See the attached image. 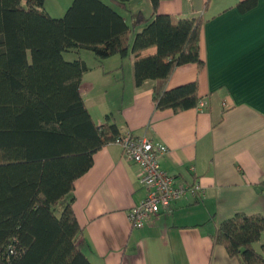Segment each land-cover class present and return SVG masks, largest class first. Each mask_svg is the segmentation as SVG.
<instances>
[{"label": "trees", "instance_id": "1", "mask_svg": "<svg viewBox=\"0 0 264 264\" xmlns=\"http://www.w3.org/2000/svg\"><path fill=\"white\" fill-rule=\"evenodd\" d=\"M151 1L150 15L132 12V0H73L53 17L46 0H0V264H93L81 247L73 192L121 131L111 114L98 125L81 94L90 69L82 50L100 62L133 54L135 83L156 81L158 109L181 112L204 100L196 80L167 85L178 66H205V19L175 18ZM68 52L79 57L67 60ZM263 233V215L237 213L212 238L240 264H264V244L255 247Z\"/></svg>", "mask_w": 264, "mask_h": 264}, {"label": "crops", "instance_id": "2", "mask_svg": "<svg viewBox=\"0 0 264 264\" xmlns=\"http://www.w3.org/2000/svg\"><path fill=\"white\" fill-rule=\"evenodd\" d=\"M207 1L161 0L159 8L175 18L205 19V66H178L167 85L196 80L207 102L204 109H158L156 81L135 83L133 54L100 62L92 51L89 59L82 55L89 50L79 53L90 68L81 94L96 123L111 114L120 130L166 145L163 168L178 182L196 178L203 187L198 201L180 200L143 228H134L130 212L147 193L138 180L140 168L120 146H105L73 192L83 228L81 247L93 264H240L212 235L237 213L264 216V0L247 12L237 7L242 0ZM130 6L132 12H153L151 0H132ZM112 90L119 93L114 106L107 102ZM97 98L103 101L90 105ZM263 244L264 233L256 249Z\"/></svg>", "mask_w": 264, "mask_h": 264}, {"label": "built area", "instance_id": "3", "mask_svg": "<svg viewBox=\"0 0 264 264\" xmlns=\"http://www.w3.org/2000/svg\"><path fill=\"white\" fill-rule=\"evenodd\" d=\"M206 106L207 102L201 100L197 107L204 109ZM120 131L113 143L122 148L127 159L138 164V180L147 192L144 200L130 212L134 228H143L148 221L169 212L180 200L200 198L203 187L198 179L181 183L163 168L161 159L169 151L166 145L146 136H136L130 130ZM190 171L194 172V167Z\"/></svg>", "mask_w": 264, "mask_h": 264}, {"label": "rangeland", "instance_id": "4", "mask_svg": "<svg viewBox=\"0 0 264 264\" xmlns=\"http://www.w3.org/2000/svg\"><path fill=\"white\" fill-rule=\"evenodd\" d=\"M104 1H109V0H104ZM72 2H73V0H46L45 8L50 13V15H52L53 17H62L65 15L67 9L72 4ZM92 54L93 53L90 51H83L82 55L84 56V58L89 59V56H93ZM77 57H79V55L74 53V52L65 53V58L67 60H72V59H75ZM113 90H114V88H113ZM113 90L109 93V95L107 97V102H108V104H111V106L116 105V103L119 99V93L118 92L114 93ZM100 101L102 102L103 100H101L100 98H97L94 102H90V105H93L94 103H98ZM61 206L63 207L64 205L61 204ZM59 211H61V209H59Z\"/></svg>", "mask_w": 264, "mask_h": 264}]
</instances>
